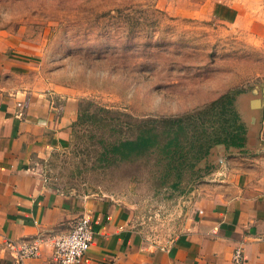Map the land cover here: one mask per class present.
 <instances>
[{"label": "rangeland", "instance_id": "374dc122", "mask_svg": "<svg viewBox=\"0 0 264 264\" xmlns=\"http://www.w3.org/2000/svg\"><path fill=\"white\" fill-rule=\"evenodd\" d=\"M193 9L190 0H0V38L23 58L24 82L87 102L90 113L135 133L151 131L158 120L203 111L210 124L193 125L194 133L178 131L177 140H193L198 147L222 135L230 142L214 145L215 154L196 163L198 171L185 161L181 178L159 190L153 189V169L154 181L144 172L145 179L128 183L81 173V145L91 127L84 120L77 122L67 149L34 165L38 177L63 192L116 196L130 204L145 237L154 241L179 231L177 222L190 210L195 189L214 179L209 174L222 158L229 168L222 178H244L247 195L264 196L262 152L239 153L237 146L247 130L259 129L254 105L263 94L264 51L245 31ZM227 96L234 97L235 122L231 113L217 117V102ZM0 264H11L1 248Z\"/></svg>", "mask_w": 264, "mask_h": 264}, {"label": "crops", "instance_id": "0c3cea01", "mask_svg": "<svg viewBox=\"0 0 264 264\" xmlns=\"http://www.w3.org/2000/svg\"><path fill=\"white\" fill-rule=\"evenodd\" d=\"M190 1L199 15L245 31L264 51V0ZM9 42L0 38V248L11 264V245L22 242L38 243L40 250L38 258L22 264H55L52 239L70 232L81 217L93 230L82 264H234L236 250L242 264H264V196L247 195L244 178H222L229 169L224 158L209 174L214 179L195 189L196 198L168 244L164 237H145L133 206L116 196L63 192L38 177L35 164L70 146L78 99L24 82L23 58ZM13 77L20 80L10 82ZM262 93L259 129L247 130L239 153L251 150L264 157V87Z\"/></svg>", "mask_w": 264, "mask_h": 264}, {"label": "trees", "instance_id": "16d2710c", "mask_svg": "<svg viewBox=\"0 0 264 264\" xmlns=\"http://www.w3.org/2000/svg\"><path fill=\"white\" fill-rule=\"evenodd\" d=\"M233 98V96H227L224 100L222 99L223 101L217 102L220 103L218 118H220L219 115L231 113L232 121L235 122V115L232 113L231 107ZM92 106L87 102H80L77 113L78 123L84 120L91 126L89 131L84 134L86 141L81 145V155L83 156L81 173L85 176L96 174L115 183H128L135 179H145V172L149 175V179L154 181L155 175L151 174V169H153L157 174L153 189L159 190L168 187L171 181L181 178L183 168L180 169V167L185 161L188 162L187 168H194L198 171L196 163L206 159L214 145L230 143L222 135H220L221 138L217 137L215 140L208 138L207 145L198 147L193 140L187 142L185 139L183 144L189 148L184 149L182 142L177 140L176 133L178 131L185 133L190 130L194 133L193 125H197L200 129L204 124L209 125L211 121H203V117L206 115V112L203 111L196 115H189L184 119L158 120L157 126L151 131L145 129V133L142 131L135 133L128 125L113 122L98 113H90L89 109ZM207 116L211 117L213 122H219L214 119V115ZM198 122H201L200 126H198ZM221 128L218 127L214 130V135ZM242 139L241 146L239 143L237 144L241 148L245 142L243 136ZM175 146L176 149H174ZM154 153L164 155V157L160 160ZM158 161L160 164L164 162L162 167L158 165ZM197 176L196 174L194 177Z\"/></svg>", "mask_w": 264, "mask_h": 264}, {"label": "built area", "instance_id": "2783aa9c", "mask_svg": "<svg viewBox=\"0 0 264 264\" xmlns=\"http://www.w3.org/2000/svg\"><path fill=\"white\" fill-rule=\"evenodd\" d=\"M173 235L165 238L164 242L172 239ZM93 240V230L87 218H79L67 234L58 235L52 239V259L55 264H82L83 258ZM160 241V240H159ZM15 264H22L29 259L38 258L40 255L39 244L22 242L11 245ZM234 264H242L243 257L240 250L232 255Z\"/></svg>", "mask_w": 264, "mask_h": 264}, {"label": "water", "instance_id": "95a60500", "mask_svg": "<svg viewBox=\"0 0 264 264\" xmlns=\"http://www.w3.org/2000/svg\"><path fill=\"white\" fill-rule=\"evenodd\" d=\"M258 105H259V102H258V100H256V101H255V105H254V106H256V107H257Z\"/></svg>", "mask_w": 264, "mask_h": 264}]
</instances>
